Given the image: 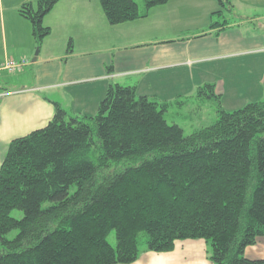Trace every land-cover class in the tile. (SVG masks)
I'll use <instances>...</instances> for the list:
<instances>
[{
    "label": "trees",
    "instance_id": "obj_1",
    "mask_svg": "<svg viewBox=\"0 0 264 264\" xmlns=\"http://www.w3.org/2000/svg\"><path fill=\"white\" fill-rule=\"evenodd\" d=\"M57 1L18 8L37 47L50 33L43 17ZM167 1L143 0L140 11L135 0H98L111 25ZM216 1L221 9L212 16L231 8L229 0ZM214 88L206 83L198 92L219 99ZM53 104L52 118L11 139L0 163V264H129L141 233L149 251L202 238L213 264H264L244 255L264 237V101L231 111L218 103L216 119L188 135L166 121L169 102L131 85L109 84L89 116Z\"/></svg>",
    "mask_w": 264,
    "mask_h": 264
},
{
    "label": "crops",
    "instance_id": "obj_2",
    "mask_svg": "<svg viewBox=\"0 0 264 264\" xmlns=\"http://www.w3.org/2000/svg\"><path fill=\"white\" fill-rule=\"evenodd\" d=\"M35 1L0 0V63H28L34 55L31 23L18 8ZM229 1L225 12L235 11V20L223 19V25L209 29L216 18L211 13L219 10L216 0H169L144 17L115 25L107 22L98 0H58L43 17L50 33L32 60L31 84L0 90V163L11 139L52 118L54 102L72 117L93 115L109 84L131 85L137 94L152 97L161 86L176 89L192 82L193 67L201 62L248 58L240 64L238 89L248 102L264 101V0ZM167 97L158 99L167 102ZM209 251L202 238L177 240L167 252L142 245L129 264H213ZM244 255L263 259L264 237Z\"/></svg>",
    "mask_w": 264,
    "mask_h": 264
},
{
    "label": "rangeland",
    "instance_id": "obj_3",
    "mask_svg": "<svg viewBox=\"0 0 264 264\" xmlns=\"http://www.w3.org/2000/svg\"><path fill=\"white\" fill-rule=\"evenodd\" d=\"M139 6V10L143 9V0H135ZM218 4V2H217ZM219 9H221L218 4ZM236 12L232 11L227 14L224 10V14L217 16L214 20L221 22L223 19L232 21L235 20ZM259 22V21H258ZM253 26L252 24H248ZM34 55L27 59L28 63L23 65L20 69L14 72L1 71L0 72V90L11 88L12 85L16 84H31L32 79V60L35 58ZM248 58L235 57V58H225V59H214L210 62L195 65L194 75L192 82L181 83L175 89V85H164L159 89V93L150 97L151 99L164 100L168 98L169 106L165 112V119L168 123L178 124L182 129L184 135H188L193 130L207 126L211 124L216 119V107L218 103L226 110L231 111L242 107L248 102V99L244 93H241L239 88L238 79L243 74V70L240 67L241 63H245ZM240 70V71H239ZM206 83H212L215 85L214 91L219 94V99L215 96H208L206 93L198 92L199 87ZM17 86V85H16ZM15 87V86H14ZM176 92V93H174ZM205 92L208 93L206 89ZM139 95L141 94L138 92ZM159 98V99H158ZM264 100V97L262 98ZM71 115V113H68ZM68 118V117H67ZM122 165V163L120 162ZM115 166V163H112ZM113 168V167H111ZM74 190L71 187L70 191ZM11 215L16 218L22 216V211L18 209H13ZM17 233L16 229L11 230L6 234L7 238H13ZM146 235L144 233L140 234V246L143 245ZM107 240L111 245H115V234L111 231ZM1 247V246H0Z\"/></svg>",
    "mask_w": 264,
    "mask_h": 264
},
{
    "label": "built area",
    "instance_id": "obj_4",
    "mask_svg": "<svg viewBox=\"0 0 264 264\" xmlns=\"http://www.w3.org/2000/svg\"><path fill=\"white\" fill-rule=\"evenodd\" d=\"M25 60H15V59H6L4 62L0 63V72H14L20 69L23 65H26Z\"/></svg>",
    "mask_w": 264,
    "mask_h": 264
},
{
    "label": "water",
    "instance_id": "obj_5",
    "mask_svg": "<svg viewBox=\"0 0 264 264\" xmlns=\"http://www.w3.org/2000/svg\"><path fill=\"white\" fill-rule=\"evenodd\" d=\"M37 52H38V50H36V52H35V56L37 55ZM34 59H35V58H34ZM34 59H33V60H34Z\"/></svg>",
    "mask_w": 264,
    "mask_h": 264
}]
</instances>
